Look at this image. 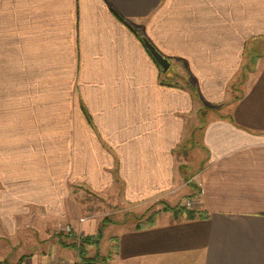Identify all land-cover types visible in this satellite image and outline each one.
<instances>
[{"label":"crops","instance_id":"0c3cea01","mask_svg":"<svg viewBox=\"0 0 264 264\" xmlns=\"http://www.w3.org/2000/svg\"><path fill=\"white\" fill-rule=\"evenodd\" d=\"M259 40L264 0H0V264L80 260L67 225L101 264H264ZM82 183L165 209L76 216Z\"/></svg>","mask_w":264,"mask_h":264},{"label":"rangeland","instance_id":"374dc122","mask_svg":"<svg viewBox=\"0 0 264 264\" xmlns=\"http://www.w3.org/2000/svg\"><path fill=\"white\" fill-rule=\"evenodd\" d=\"M257 46L254 48V55H262L264 54V41L259 40ZM253 55V52L250 54ZM249 56L247 60L249 61V66H246L242 69V73H240L238 78H243L244 72L246 75H250L252 73V69H257V65L255 60L259 59L258 57L253 60ZM258 62V61H257ZM260 62V61H259ZM258 62V64H259ZM245 70V71H244ZM168 76V75H166ZM173 77H168V80L174 81L175 83H180L181 85H187L185 83L184 78L180 74L172 75ZM247 76V77H248ZM167 78V77H166ZM165 78V79H166ZM167 80V79H166ZM238 80V79H237ZM239 83H234L231 85V88H237ZM191 85V84H189ZM192 86V85H191ZM239 89V88H238ZM238 91V90H236ZM188 199L185 200V203ZM73 211H75L76 216H94L98 215L99 219L107 218V223L110 221H119V222H127L130 226L136 225L139 221H144L146 223L150 218L159 213L161 210L165 209L162 203H154L152 205H148L146 209H136L132 207L125 206L122 196L111 194V193H96L90 186L86 183H82L81 186H77L74 191V196L72 197ZM81 209H79V208ZM77 208V209H76ZM74 214V213H73ZM70 224V223H68ZM86 237L80 242V246L78 247V243L76 241H71L72 244L80 249L81 246L84 245V241L88 238ZM106 240L104 241L102 250H106L107 240H108V231H106ZM70 242V241H69ZM83 242V243H82ZM102 262V261H101ZM101 262H96L95 264H101ZM79 264L81 262L79 261Z\"/></svg>","mask_w":264,"mask_h":264},{"label":"built area","instance_id":"2783aa9c","mask_svg":"<svg viewBox=\"0 0 264 264\" xmlns=\"http://www.w3.org/2000/svg\"><path fill=\"white\" fill-rule=\"evenodd\" d=\"M191 182V181H190ZM195 201L193 199H188L185 203V207L188 210H194L195 209ZM63 233L65 235V238L68 241H76L78 243V247L80 246V242L86 237L84 234H77L73 227L70 225H67L64 230ZM83 243V242H82ZM80 260H76V261H63V262H58V263H54V264H79Z\"/></svg>","mask_w":264,"mask_h":264},{"label":"trees","instance_id":"16d2710c","mask_svg":"<svg viewBox=\"0 0 264 264\" xmlns=\"http://www.w3.org/2000/svg\"><path fill=\"white\" fill-rule=\"evenodd\" d=\"M142 40H143V36H142ZM144 41V40H143ZM187 86L190 88L192 87L191 85H189V83H187ZM192 213H194L195 211H191ZM101 240V233L99 232L97 236H95V238H91L88 237L85 241H84V245L80 247L79 251V258H80V262L81 264H95L98 260L99 257L96 258H89L86 256V250L85 247L87 245H92L95 244L97 245L99 243V241Z\"/></svg>","mask_w":264,"mask_h":264},{"label":"water","instance_id":"95a60500","mask_svg":"<svg viewBox=\"0 0 264 264\" xmlns=\"http://www.w3.org/2000/svg\"><path fill=\"white\" fill-rule=\"evenodd\" d=\"M143 40L147 46V48L150 50L152 56L154 59L158 62V64L161 66V68L165 71H167L170 68V61L168 58H166L153 44L150 42L148 38L143 36Z\"/></svg>","mask_w":264,"mask_h":264}]
</instances>
